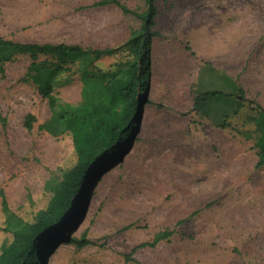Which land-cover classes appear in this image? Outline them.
Wrapping results in <instances>:
<instances>
[{"label":"rangeland","instance_id":"1","mask_svg":"<svg viewBox=\"0 0 264 264\" xmlns=\"http://www.w3.org/2000/svg\"><path fill=\"white\" fill-rule=\"evenodd\" d=\"M101 1L0 0V36L118 48L140 22L115 5L92 6ZM119 2L144 9V0ZM156 7L148 88L138 90L139 124L90 178L40 264H264V167H256V136L247 120L248 102L264 108V0H157ZM125 59L121 51L96 67L107 71ZM30 64L19 55L0 71V249L12 241L3 231L2 195L32 223L52 196L46 184L59 182L77 160L69 133L55 138L39 130L50 110L26 78ZM222 73L248 102L237 116L220 109L201 117L193 99L220 90ZM59 80L57 98L78 104L77 68ZM28 115L35 118L31 131L24 126ZM164 232L172 234L133 251ZM70 239L86 244L79 248Z\"/></svg>","mask_w":264,"mask_h":264},{"label":"trees","instance_id":"2","mask_svg":"<svg viewBox=\"0 0 264 264\" xmlns=\"http://www.w3.org/2000/svg\"><path fill=\"white\" fill-rule=\"evenodd\" d=\"M157 0H144V9L133 11L119 0H103L93 7L115 5L123 14H130L140 22V27L130 33L128 40L114 49H85L78 45L19 43L0 36V71L5 63L19 55H27L31 64L26 78L47 101L50 118L39 130L52 137L65 133L71 135L76 164L63 173L57 183L46 184L52 196L46 209L39 211L32 223L15 215L2 195L5 217L3 231L11 234L12 241L0 249V264H40L48 240L63 228L85 195L90 178L103 164L121 152L129 143L139 124L138 90L145 93L151 69V47L155 36L153 27L157 17ZM126 53L125 61L110 70H101L96 62L119 52ZM43 57L47 60L39 61ZM76 67L80 77V102L76 105L62 102L55 88L62 84L59 78ZM220 90H209L193 99V111L208 118L220 109L230 110L237 116L248 102L243 88L225 73L219 76ZM252 115L248 124L254 127L255 148L258 151L256 167H264V108L248 102ZM35 118H25V128L31 131ZM172 233L156 234L150 244L154 247ZM68 243L83 247L84 240L70 239ZM131 254L126 256L130 260Z\"/></svg>","mask_w":264,"mask_h":264},{"label":"bare ground","instance_id":"3","mask_svg":"<svg viewBox=\"0 0 264 264\" xmlns=\"http://www.w3.org/2000/svg\"><path fill=\"white\" fill-rule=\"evenodd\" d=\"M199 186V185H198ZM216 188V186H214V188L213 189H215ZM242 188H243V186H242ZM248 188V187H247ZM196 189H197V187H196ZM255 189V188H254ZM202 190H203V188H202ZM248 191H250V190H246L245 192H244V195H246L247 196V193H248ZM252 191V190H251ZM243 193V192H242ZM253 194V193H252ZM246 206H248V205H246ZM244 208H248V207H244ZM248 210H250V209H248ZM246 213H248V211H246ZM236 214V213H235ZM249 214V213H248ZM257 214V213H256ZM239 215V214H238ZM251 215V214H250ZM255 215V214H254ZM241 216V215H240ZM246 217V216H245ZM249 220V219H248ZM250 221V220H249ZM253 221V220H252ZM251 224V223H250Z\"/></svg>","mask_w":264,"mask_h":264}]
</instances>
